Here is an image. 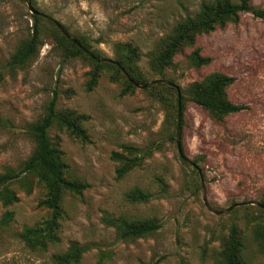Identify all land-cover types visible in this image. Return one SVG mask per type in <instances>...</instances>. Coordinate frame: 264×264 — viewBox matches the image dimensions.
Returning a JSON list of instances; mask_svg holds the SVG:
<instances>
[{"label":"rangeland","instance_id":"1","mask_svg":"<svg viewBox=\"0 0 264 264\" xmlns=\"http://www.w3.org/2000/svg\"><path fill=\"white\" fill-rule=\"evenodd\" d=\"M203 0H32L35 8L61 22L71 36H83L104 57L115 58L117 44L139 48L138 64L149 82L160 78L150 65L151 54L170 35L178 21L195 15ZM238 1V0H234ZM264 9V0H251ZM26 0H0V172L19 170L35 152L29 126L45 114L57 93V107L76 110L89 118L84 123L89 141L75 139L54 124L49 136L59 142L72 179L89 186L63 199L58 245L32 251L19 232L44 224L48 209L39 206L46 189L33 174L31 191L21 181L11 188L19 200L0 205V219L14 212L7 227L0 226V264H56L55 253L73 243L87 247L78 264H219L229 227L236 223L242 235L243 259L264 264V19L252 12L238 23L202 34L195 44L212 61L200 68L189 62L193 47H186L165 72L179 88L220 71L235 78L230 98L246 108L224 122L213 120L192 101L181 106L177 118L170 105L153 89L135 87L125 92L122 79L104 70L88 89L93 64L66 58L53 26L41 21L40 46L25 67L11 72L8 63L33 26ZM181 104V103H180ZM179 109V108H178ZM151 146L153 154L122 178L115 154L125 146ZM183 148V151H182ZM127 154V153H126ZM182 154L195 165L185 162ZM202 170V180L197 169ZM149 192L146 202L127 195L135 188ZM230 209L223 214L211 211ZM157 220L162 227L139 238H123L125 223Z\"/></svg>","mask_w":264,"mask_h":264},{"label":"trees","instance_id":"2","mask_svg":"<svg viewBox=\"0 0 264 264\" xmlns=\"http://www.w3.org/2000/svg\"><path fill=\"white\" fill-rule=\"evenodd\" d=\"M245 12H252L256 17L264 19V9L254 7L251 4V0H203L199 11L193 16L188 15L178 21L172 33L164 38L160 42L158 49L151 54L150 65L153 73L160 76L158 79H166V70L174 65L175 56L186 47H193L188 56L189 62L193 67L200 68L208 65L212 58L203 55L201 49L195 46L198 37L217 28H224L229 23H238L241 14ZM32 17L34 23L30 37L18 46L15 54L9 60L8 68L11 72L18 68H25L38 54L41 43L39 24L42 20H46L52 24L53 31L63 46L66 58L83 57L93 64L88 81V89H92L97 84L104 70L113 71V80L122 79L124 81L125 92L137 87L132 80L141 84L149 82L138 64L140 52L137 46L130 43L117 44L115 58H107L99 51L94 50L87 38L83 36L74 37L85 47L86 50H83L67 37L55 22L39 14H32ZM60 24L70 34L61 22ZM87 51H90L91 54H88ZM117 63L122 66L130 78L125 76ZM169 81L175 83L173 79ZM234 81L235 78L233 76L215 71L207 74L201 80L190 83L186 89L180 88V91L176 86L160 82L150 85L149 89L156 91L161 86L168 90L164 92L159 89L154 94L169 104L170 109L176 116L178 115L180 103L182 110L185 111L186 102L192 101L206 110L213 120L224 122L229 115L246 108L245 105L234 102L229 96L228 89ZM88 118L86 114L76 110L59 111L57 93L55 92L49 101L45 114L39 121L29 126V132L36 140L35 152L24 162L19 170L7 169L4 172H0V205L3 207L11 206L19 200L17 194L11 188L14 182L21 181L28 187L27 192L31 191V184L28 181L30 175L35 174L38 177V182L46 189L45 197L39 202V206L48 209L49 217L44 224L25 227L18 234L19 240L32 251H46L51 245L60 243L61 236L59 232L64 216L62 205L64 196L67 193L81 194L89 186L84 181L69 177L68 166L64 161V153L60 143L54 142L50 138L49 130L56 124L60 129L65 130L69 136L86 142L89 141V135L84 123ZM125 151V153L115 154V158L120 162L116 170L118 178L124 177L133 169L141 166L143 161L154 152L151 146L138 148L131 145L125 146ZM193 162L196 163L198 160L195 159ZM198 172L201 177L202 170L201 172L198 170ZM127 197L133 202H146L151 195L149 192L137 187L130 191ZM259 203V209L264 211V200ZM13 219L14 212L6 211L0 219V226H9ZM161 227L162 223L157 220L129 222L122 226L121 236L123 238L144 237L154 233ZM242 249L243 243L240 228L236 223H233L229 227V234L224 243L219 264H247L243 259ZM86 251L87 247L73 243L67 252L55 253L53 261L56 264H78Z\"/></svg>","mask_w":264,"mask_h":264},{"label":"water","instance_id":"3","mask_svg":"<svg viewBox=\"0 0 264 264\" xmlns=\"http://www.w3.org/2000/svg\"><path fill=\"white\" fill-rule=\"evenodd\" d=\"M26 2H27V4H28V7H29V9H30V11H31L32 14H39V15L44 16L45 18L49 19L50 21L55 22V23L59 26L60 30H62V31L66 34L67 37H69V38H70L74 43H76L81 49L86 50L85 47H83V46L78 42V40H77L76 38H74V37L71 36L67 31H65L64 27L60 24V22H59L58 20H56L55 18L51 17L50 15H48V14H46V13L40 12L37 8H35V7L33 6V4H32V0H26ZM87 52H88V54H91L90 51H87ZM98 59H99V58H98ZM99 60H100V59H99ZM106 60H110V59H106ZM117 65L121 68V70H122V72L125 74V76H126L127 78H130V76H129L128 73L122 68V66H121L119 63H117ZM132 82H133V84H135L137 87H140V88H147V87H149L150 85L155 84V83H158V82H160V83H166V84H169V85H172V86H176L177 89L180 91V88H179L178 85H176L175 83H173V82H171V81H169V80H166V79L153 80V81L148 82V83H145V84L137 83V82H135V81H133V80H132ZM180 129H181V104H179L178 118H177V141H178L179 146H180V142H179ZM182 157H183V159H184L185 162H188V163H191V164L195 165V164L193 163V160H191L190 158L184 156L183 154H182ZM198 170L201 172V170H200L199 168H198ZM201 180H202V187H203L204 197H205V185H204V181H203V175H202V173H201ZM205 202H206L208 208H209L211 211H213V212H215V213H217V214H223V213L228 212V211L230 210V209H227V210H223V211H216V210H214L213 208H211L210 205H208L207 201H205ZM255 204L260 205V203H258V202H255Z\"/></svg>","mask_w":264,"mask_h":264}]
</instances>
